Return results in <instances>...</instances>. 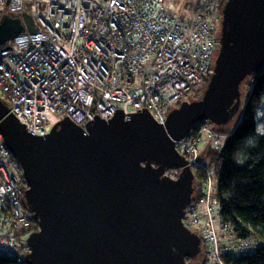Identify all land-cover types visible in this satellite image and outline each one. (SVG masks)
I'll list each match as a JSON object with an SVG mask.
<instances>
[{
  "label": "water",
  "instance_id": "obj_1",
  "mask_svg": "<svg viewBox=\"0 0 264 264\" xmlns=\"http://www.w3.org/2000/svg\"><path fill=\"white\" fill-rule=\"evenodd\" d=\"M221 24L203 96L171 109L165 124L148 109L119 110L84 126L66 117L36 135L0 96V128L39 225L24 264H199L201 237L183 222L196 176L176 140L201 121L229 125L240 112L244 82L264 68V0H226ZM37 29L28 12L3 14L0 45Z\"/></svg>",
  "mask_w": 264,
  "mask_h": 264
},
{
  "label": "built area",
  "instance_id": "obj_2",
  "mask_svg": "<svg viewBox=\"0 0 264 264\" xmlns=\"http://www.w3.org/2000/svg\"><path fill=\"white\" fill-rule=\"evenodd\" d=\"M226 0H197L191 18L164 0H0L3 13L28 12L38 29L0 46V96L29 132L46 135L66 117L85 125L119 110L148 109L165 124L183 101L203 96L220 50ZM40 2L46 14L28 8ZM177 107V106H176ZM205 121L176 140L202 193L187 206L184 224L202 240L199 264H231L225 256L252 253L250 239L233 234L221 216L211 172L199 175L203 135L222 137ZM175 170V174H170ZM168 174L176 177L179 168ZM26 180L0 128V255L24 264L33 214L24 204ZM20 250H17V249Z\"/></svg>",
  "mask_w": 264,
  "mask_h": 264
},
{
  "label": "trees",
  "instance_id": "obj_3",
  "mask_svg": "<svg viewBox=\"0 0 264 264\" xmlns=\"http://www.w3.org/2000/svg\"><path fill=\"white\" fill-rule=\"evenodd\" d=\"M250 86L245 99L242 97V108L233 120L235 127L230 130L228 125L212 124L222 138L223 134H228V141L221 148L217 147L218 150L210 145L201 152L200 161L205 168L197 171L199 175L210 171L202 162L204 154L222 161L215 183L221 216L235 236L250 239L255 246L252 253L236 257L226 255V261L231 264H264V128L259 124L260 120L264 121V68L253 75ZM212 178L214 181L213 175ZM195 185L194 197L203 189L200 181H195ZM37 227L38 221L34 218L33 228ZM0 264L20 263L15 257L0 255Z\"/></svg>",
  "mask_w": 264,
  "mask_h": 264
},
{
  "label": "rangeland",
  "instance_id": "obj_4",
  "mask_svg": "<svg viewBox=\"0 0 264 264\" xmlns=\"http://www.w3.org/2000/svg\"><path fill=\"white\" fill-rule=\"evenodd\" d=\"M196 1L197 0H164L165 4L167 5V7L171 11H173L174 13L181 14L182 16H184L186 18H191L192 14L194 13V6H195ZM28 8L33 10V11L39 12V14H41V15L46 14L45 6L40 2H30V3H28ZM3 14L4 13L2 12V8L0 7V16H2ZM221 26H222V24L220 21L218 24V29L220 32H221ZM252 81H253V76L252 77L250 76L249 78L246 79V81L243 84L242 96L244 99L246 97L247 92L249 91V89L251 87L250 85H251ZM174 106L176 107V106H178V104H176ZM235 122L236 121H232L228 125L230 130H232L235 127V124H236ZM209 124L212 126L211 122H209ZM259 124H260L261 128H264V121L260 120ZM203 140H204V143L201 144V151L202 152L206 151L211 144V139L209 140V136L207 135V133H204ZM227 141H228V134L225 133V134H223L222 144L225 145L227 143ZM205 145H207V146L204 147ZM211 147H213V149H215V150H218L217 146L215 145V141ZM202 162H204L208 165V167L210 168L211 174L214 176L213 182L216 183L218 181V178H219V171L222 167V161L215 159L211 155L204 154V156L202 157ZM22 172H23V169H22ZM175 173H176L175 170H170L171 175L175 174ZM28 236H29V234H28ZM17 250H20V249L18 248Z\"/></svg>",
  "mask_w": 264,
  "mask_h": 264
},
{
  "label": "crops",
  "instance_id": "obj_5",
  "mask_svg": "<svg viewBox=\"0 0 264 264\" xmlns=\"http://www.w3.org/2000/svg\"><path fill=\"white\" fill-rule=\"evenodd\" d=\"M5 14H8V13H5ZM2 16H0V18H1ZM1 46V45H0ZM209 140H210V138H209ZM211 142H212V140H211ZM202 143H204V141L202 142ZM211 145V144H210ZM207 145H205L204 147H206Z\"/></svg>",
  "mask_w": 264,
  "mask_h": 264
}]
</instances>
